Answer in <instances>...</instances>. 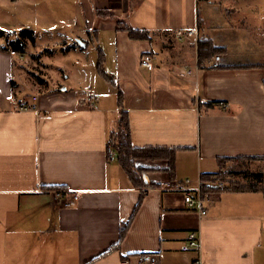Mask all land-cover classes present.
I'll use <instances>...</instances> for the list:
<instances>
[{
    "label": "crops",
    "instance_id": "0c3cea01",
    "mask_svg": "<svg viewBox=\"0 0 264 264\" xmlns=\"http://www.w3.org/2000/svg\"><path fill=\"white\" fill-rule=\"evenodd\" d=\"M21 1L0 0V264H118L144 251L158 252L162 264H264V190L223 184L201 215L172 188L187 177L196 184L203 174L218 172L219 158L264 157V63L233 60L226 44L210 35L213 25L202 16L200 0H91L97 15L111 19L105 27L114 35L112 54L103 52L97 28L81 25L76 34L88 45L97 35L98 74L105 79L99 81L111 86L103 92L99 81L90 83L94 61L77 39L67 50L80 58L56 66L64 78H52L49 70V78L35 76L28 71L27 45L12 53L19 32L2 21H14L4 12ZM231 2L234 7L220 8L221 17L231 11L238 26L261 27L264 37V10L255 14ZM41 4L38 10L51 19L52 7ZM78 14L83 21L81 8ZM130 27L149 30L150 39L131 38ZM190 28H197L196 36L176 39L177 29ZM203 36L225 48L218 67L211 65L215 54L199 59ZM144 54L154 68L141 63ZM118 86L134 146L177 148L173 177L167 161L139 160L145 184L138 187L117 154L108 156ZM25 88L31 89L26 98ZM21 104L31 108L20 110ZM252 172L264 179L263 170L245 174ZM58 187L67 196L78 193L76 204L64 205ZM192 230L199 231L201 248L183 251Z\"/></svg>",
    "mask_w": 264,
    "mask_h": 264
},
{
    "label": "rangeland",
    "instance_id": "374dc122",
    "mask_svg": "<svg viewBox=\"0 0 264 264\" xmlns=\"http://www.w3.org/2000/svg\"><path fill=\"white\" fill-rule=\"evenodd\" d=\"M211 1L212 0H200L202 16L206 20L210 19V23L213 25L210 30V35L216 39L217 43L226 44L225 46L229 53H231L230 57H232L233 60L243 61V63H264V37L259 35L263 28L258 26L250 28L242 27L241 25L238 26L239 24L231 11L228 12L229 14L226 13L224 17H221V13H223L225 9H230L235 6L231 2L234 0ZM209 2L212 3L210 14L208 13ZM260 2L264 4V0H239L241 5L247 9L251 8L252 10L250 11L255 14H259L261 9L264 10V5L260 6ZM40 3H42V8H48V6L52 7L51 11L47 13V16L48 14L53 15L51 19L48 20L44 13H40L38 10L40 9ZM239 3L237 2L236 5ZM14 5L10 7L9 13L4 12L6 15H10L9 18H14V21L11 19L6 20V18L2 21H4L5 24L13 25L14 29L18 30L19 37L22 30H33L35 32L36 43L27 42V50L26 53H24L28 58L26 61L27 66H29L28 71L33 70L35 76H37V73L40 74L42 72L47 75L46 72L49 70L52 78H64V75L58 71L56 66L60 65L66 68L67 66L64 63L69 64L72 62L71 64H73L74 61L80 58L76 51H68L67 47L76 42L77 29L81 25L97 28L98 37L103 38L106 44L102 46L103 52H111L112 54L114 35H111L109 30L105 27L107 22L111 19L97 15L94 12L91 0H31L30 2L28 0H22ZM84 5H88L90 10L84 12ZM80 8L83 21L79 18L78 14ZM1 14L2 13H0V15ZM262 20L264 21V15ZM257 23L260 24L261 20L259 22L257 21ZM92 39L93 40L88 45L86 54L88 58L94 61V64L91 65V69L93 68L94 72L90 75L93 76V80L95 81H90V83H96L100 78H103L98 74L100 68L98 61H100L99 58L101 55L99 52H101V46L98 40H96V34H92ZM75 56L76 58L74 59ZM43 61L45 63H43ZM104 68H106V65H104ZM28 73L27 75L29 78L32 74L31 72ZM106 82H97V89L104 92L107 87L111 86ZM89 85L88 83L84 85L83 88L86 89ZM115 90L118 96L117 88ZM29 94H31V89L25 88V91L22 92L21 95L26 98ZM229 162L231 164L230 167ZM246 170H263L264 172V159L248 160L245 162L230 160L216 178L219 181H223L226 186L230 185L231 182L234 184H238L239 182L242 185L244 180L256 181L254 178L251 179L252 176H244ZM213 180L216 179L213 178L211 181ZM262 180L261 186L264 187V179Z\"/></svg>",
    "mask_w": 264,
    "mask_h": 264
},
{
    "label": "trees",
    "instance_id": "16d2710c",
    "mask_svg": "<svg viewBox=\"0 0 264 264\" xmlns=\"http://www.w3.org/2000/svg\"><path fill=\"white\" fill-rule=\"evenodd\" d=\"M106 13V12H104ZM201 20V19H200ZM129 36L133 39H150L149 30L147 29H139V28H126ZM23 38H29L32 42L36 41L35 32L33 30H22L20 37L16 40L11 41V45L14 50H19L20 52H24L26 50V43L23 41ZM86 46L88 45L87 40H83ZM222 51H225V48L222 46H213L212 43L208 40V37L203 36L199 38L198 41V56L199 59H203L209 57L212 54L220 55ZM103 59L100 58L99 66H102ZM41 80V78H39ZM118 112L116 116V128L111 131L108 138V147H112L116 154L117 160L122 168L128 173L132 182L136 186H143L145 184L144 178L142 175L143 167L138 164L139 160H165L168 162V170L170 176H174L175 172V164H176V147H159V146H143L138 147L134 146L131 139V125L128 110L124 107L123 104V92L122 89L118 86ZM264 157H253V159H263ZM229 158H219L220 170L214 173H207L201 176L203 182L211 180L213 177H217V175L222 171L223 168L227 166ZM263 173L260 172H252L248 175L244 176H252L251 179H256V181L244 180L242 185L238 182V184L230 183L227 187L241 189H261V182L263 178ZM239 185V186H236ZM241 187V188H240ZM56 188V187H55ZM59 188V187H58ZM57 188V189H58ZM220 187L212 188L209 190V193L212 191H218ZM143 194L140 197L138 204L135 207V211L140 206L143 201ZM129 223L123 224L121 228V238H123L126 230L128 229ZM119 243L114 245L111 249L117 247Z\"/></svg>",
    "mask_w": 264,
    "mask_h": 264
},
{
    "label": "built area",
    "instance_id": "2783aa9c",
    "mask_svg": "<svg viewBox=\"0 0 264 264\" xmlns=\"http://www.w3.org/2000/svg\"><path fill=\"white\" fill-rule=\"evenodd\" d=\"M198 33L197 28H190L188 30L177 29L175 31V37L178 40H189L196 36ZM15 50H12V53H15ZM221 59L220 55H215L212 60V67H218L219 61ZM141 63L148 67L149 69L154 68V63L149 54H144L141 59ZM191 69H188V72H191ZM37 95L33 96V99H37ZM95 97L94 93H91V98ZM31 108L28 104H21L20 110H26ZM115 150L112 147H108V156L111 159L115 158ZM213 178L216 180L211 181ZM211 180L203 182L199 180L196 184L192 183L190 177L185 178L182 182L173 183L172 188L183 192V198L187 206L201 215L207 213L206 201L209 199L210 193L209 190L216 187H221L224 183L223 181L217 180L216 177H213ZM226 184L224 183V186ZM67 190L63 188L56 189L57 196L62 200L64 205H74L76 204L79 194L74 193L67 196ZM202 242L200 233L198 230H192L188 233V236L185 242L181 245L183 251L189 250H199L201 248ZM118 264H162L160 262L159 254L156 251H144L136 254L134 257H127L120 260Z\"/></svg>",
    "mask_w": 264,
    "mask_h": 264
},
{
    "label": "water",
    "instance_id": "95a60500",
    "mask_svg": "<svg viewBox=\"0 0 264 264\" xmlns=\"http://www.w3.org/2000/svg\"><path fill=\"white\" fill-rule=\"evenodd\" d=\"M77 40H79L78 42L82 45H86L85 42H83L81 39L77 38Z\"/></svg>",
    "mask_w": 264,
    "mask_h": 264
}]
</instances>
